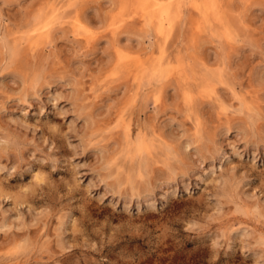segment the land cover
<instances>
[{"label":"rangeland","instance_id":"obj_1","mask_svg":"<svg viewBox=\"0 0 264 264\" xmlns=\"http://www.w3.org/2000/svg\"><path fill=\"white\" fill-rule=\"evenodd\" d=\"M0 264H264V0H0Z\"/></svg>","mask_w":264,"mask_h":264},{"label":"bare ground","instance_id":"obj_2","mask_svg":"<svg viewBox=\"0 0 264 264\" xmlns=\"http://www.w3.org/2000/svg\"><path fill=\"white\" fill-rule=\"evenodd\" d=\"M161 10H162V8H161ZM162 12V11H161ZM167 18H168V16H167ZM9 50H12V48L11 47H9Z\"/></svg>","mask_w":264,"mask_h":264}]
</instances>
